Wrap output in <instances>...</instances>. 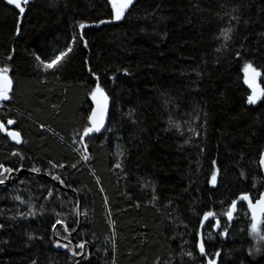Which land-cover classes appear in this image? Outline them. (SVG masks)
<instances>
[{
	"label": "trees",
	"instance_id": "trees-1",
	"mask_svg": "<svg viewBox=\"0 0 264 264\" xmlns=\"http://www.w3.org/2000/svg\"><path fill=\"white\" fill-rule=\"evenodd\" d=\"M18 15L0 0V67L13 80L0 120L22 137L0 132V164L23 170L0 185V264H207L217 250V264H264L250 213L220 215L264 188V97L249 105L244 83L250 63L264 89V0H135L121 21L108 0H31L19 35ZM80 23L88 47L55 75L38 69L34 54L62 48ZM89 67L111 106L104 133L81 143ZM205 211L221 228L201 225Z\"/></svg>",
	"mask_w": 264,
	"mask_h": 264
},
{
	"label": "snow or ice",
	"instance_id": "snow-or-ice-1",
	"mask_svg": "<svg viewBox=\"0 0 264 264\" xmlns=\"http://www.w3.org/2000/svg\"><path fill=\"white\" fill-rule=\"evenodd\" d=\"M8 5H13L16 10H18V23L16 28V34L19 35L20 27H19V19L24 17L26 9L30 4V0H6ZM108 3L111 6V21H121L125 12L130 8L133 4V0H108ZM108 21V22H111ZM106 21L101 20L98 24H104ZM85 23H80L78 25L80 32L73 34L69 41H67L62 48L59 49H49L46 53L43 54V58L41 55L34 54V59L37 62L36 67L42 68L45 73L49 71L52 72L53 75L59 73L71 60L75 57L76 51L80 47L87 48L88 40L85 38L84 29L88 27ZM98 26V25H97ZM231 29L225 30L222 35L224 36L225 42H227L230 37L228 33ZM237 56L240 53H236ZM11 59V57H9ZM63 61V63H61ZM251 70L252 76L248 77L247 72ZM245 79L244 83L248 85L251 89V94L247 96V103L249 105H255L262 97H264V89H261L259 84L256 82V78L260 75V73L249 63L245 65ZM88 71L95 77V88L91 90L90 95L92 100L95 102V108L91 110V114L87 117L88 125L85 126L81 132L77 135L81 143H83L84 138H92V135L95 133H100L101 129L104 127L105 116L108 108V100L109 97L105 93L104 89L100 86L99 76L96 75L95 72H92V69L89 67ZM10 68L7 66L0 67V101H8L10 99L9 93L13 88V80L9 76ZM16 121L12 119H8L6 121L7 125H13ZM171 123V121H170ZM4 122H0V132L6 133L7 137H10L11 140L15 141L17 144L21 142V135L19 131H12L6 127ZM41 127H44L41 125ZM84 150L87 152V145L84 144ZM13 155H19V153H13ZM82 159L87 161L89 159L88 155H83ZM259 163L262 167H264V153H261ZM117 168L120 167L119 164L115 165ZM59 167H63V165H59ZM72 167H76V165H72ZM13 169L9 167H5L3 164H0V185L5 183V180L8 179V176H5V173H12ZM31 171L34 173L41 172V169L38 167H32ZM216 172L212 173L211 183L214 185L216 183ZM244 173H241L243 176ZM53 180L59 181L60 184H63L64 181L60 178L59 175H53ZM48 196H52V191H48ZM15 199H20L19 196L15 197ZM155 199V197H153ZM238 205L241 208L246 209L248 213H250V228L253 234H258L260 224L264 221V191L259 192L255 199L253 195L249 192H241L238 194L236 199L231 200V202L227 206V210L223 211L220 215L226 217L225 223L231 222L234 219V214L238 213ZM221 206L223 207V202H221ZM211 218V220H210ZM207 221L209 227L221 228V220L218 217L216 212L213 211H205L203 213V220L200 221L203 226V222ZM212 221L215 223L213 224ZM57 223H63L60 220H57ZM65 231L68 229L65 227ZM74 231V230H73ZM221 236H226L227 228H223L219 233ZM211 237V234H209ZM57 246L60 247H68V245H59L57 242ZM199 248V253L202 255H207L205 251V241L203 239L196 245ZM80 249H84L85 244L80 243L78 245ZM77 253H74V255ZM251 254V253H250ZM187 256L191 257L193 254L191 251L186 253ZM220 257V251L217 250L212 258L207 259V264H217V258Z\"/></svg>",
	"mask_w": 264,
	"mask_h": 264
},
{
	"label": "water",
	"instance_id": "water-1",
	"mask_svg": "<svg viewBox=\"0 0 264 264\" xmlns=\"http://www.w3.org/2000/svg\"><path fill=\"white\" fill-rule=\"evenodd\" d=\"M30 1H31V0H30ZM134 1H135V0H133V2H134ZM5 3L7 4L6 0H5ZM7 6L10 7V8H12V9H15L13 5H8V4H7ZM15 10H16V9H15ZM17 11H18V10H17ZM247 75H248L249 78H251V76H252V72H251V70H249V71L247 72ZM256 82H257V83L259 84V86H260V77H259V76L256 78ZM249 89H250V88H249ZM12 90H13V88H12ZM250 91H251V89H250ZM11 92H12V91H11ZM11 92L9 93V96H10ZM107 96H108V95H107ZM108 97H109V96H108ZM9 101H10V99H9L8 101H0V104H6V103H8ZM92 103H93V108H95L96 105H95V102H94L93 100H92ZM110 106H111V100H110V98H109V100H108L107 113H106V116H105L104 127L101 129V132H100V133H95V134H98V135H99V134H103V133H104L105 128H106V126H107L108 118H109ZM0 122H1V120H0ZM12 126H13V125H9V127H12ZM6 127H7V126H6ZM12 131H13V130H12ZM3 134L6 135V133H3ZM9 138H10V137H9ZM85 138H87V137H85ZM10 140H11V138H10ZM11 141H12L13 143L17 144L15 141H13V140H11ZM21 143H22V137H21V142H20L19 144H21ZM259 165H260V163H259ZM260 168H261V171H262V174H263V178H264V167H262V166L260 165ZM22 171H23V170H20V172H18V173H14V172L10 173L7 182H5V183L3 184V186H9V185L12 183V181H13L14 178H19V176L21 175ZM32 174L35 175V176L46 177L47 179L51 180V181L54 183V185L57 186L58 188H64V189H65V187H64L62 184L59 183V181L53 180L50 176L42 175V174H39V173H32ZM263 191H264V188H263ZM234 217H235V214H234ZM79 219H81V208H80V206H79ZM233 220H234V219H233ZM233 220H232L231 222H229V223H232ZM74 253H76V252H75V249H74ZM85 255H86V245H85V247H84V249H83V253H82L81 255H77V254H75L74 256H75L76 258H78V259H82V258H84Z\"/></svg>",
	"mask_w": 264,
	"mask_h": 264
},
{
	"label": "rangeland",
	"instance_id": "rangeland-1",
	"mask_svg": "<svg viewBox=\"0 0 264 264\" xmlns=\"http://www.w3.org/2000/svg\"><path fill=\"white\" fill-rule=\"evenodd\" d=\"M2 104H0V108H2ZM63 185V184H62ZM64 186V185H63ZM258 235H259V237L261 238V239H263L264 238V228L263 227H261L260 226V228H259V232H258Z\"/></svg>",
	"mask_w": 264,
	"mask_h": 264
},
{
	"label": "flooded vegetation",
	"instance_id": "flooded-vegetation-1",
	"mask_svg": "<svg viewBox=\"0 0 264 264\" xmlns=\"http://www.w3.org/2000/svg\"><path fill=\"white\" fill-rule=\"evenodd\" d=\"M7 127L9 128V130H13L11 127H9V125H7ZM13 127V126H12ZM13 131H15V130H13Z\"/></svg>",
	"mask_w": 264,
	"mask_h": 264
}]
</instances>
